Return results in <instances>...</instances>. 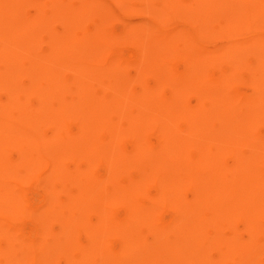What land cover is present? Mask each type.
<instances>
[{
    "label": "bare ground",
    "instance_id": "bare-ground-1",
    "mask_svg": "<svg viewBox=\"0 0 264 264\" xmlns=\"http://www.w3.org/2000/svg\"><path fill=\"white\" fill-rule=\"evenodd\" d=\"M114 1L0 0V264H264V0Z\"/></svg>",
    "mask_w": 264,
    "mask_h": 264
},
{
    "label": "rangeland",
    "instance_id": "rangeland-1",
    "mask_svg": "<svg viewBox=\"0 0 264 264\" xmlns=\"http://www.w3.org/2000/svg\"><path fill=\"white\" fill-rule=\"evenodd\" d=\"M99 2H102L103 4H104V6L108 9V11H109V13L110 14H112L114 17H115V20H114V22H113V25L114 26H116V28H122L124 25H126V24H129V23H131V24H136V23H138V24H140V23H142L143 21H147V20H149L148 19V15H147V13H145V12H143V11H141L140 10V7L138 6V5H136L135 3H138V2H134V4H132V3H130V4H132V5H130V7H131V9H133V8H135L134 6L136 5V7L139 9H134L133 11L131 10H128V11H126V8H124V6L123 5H121V4H118V3H116L114 0H98ZM134 5V6H133ZM147 15V16H146ZM150 17V16H149ZM174 21L175 20H170V21H168V23H167V25H172V24H174ZM178 21V20H177ZM121 22H123V23H121ZM127 22V23H126ZM93 24V22H90V21H88L87 23H86V26H91ZM124 24V25H123ZM137 24V25H138ZM120 26V27H119ZM261 30H264V29H261ZM223 39L222 38H218L217 40H214V43H216V44H219V43H223ZM42 46L44 47L45 46V44L44 43H42ZM71 74V71H66V73L64 74L65 76H69ZM242 74H243V76H245L246 74H245V72L244 71H242ZM150 79V78H149ZM149 82V81H148ZM150 82H152V81H150ZM69 84V86L70 87H72L73 86V84H71V83H68ZM233 87H235V88H237V89H242V88H244V83H242V81H236L235 83H233V85H232ZM133 87H135V88H137V87H140L139 85H138V83H134L133 84ZM219 87V86H218ZM0 94L1 95H3L4 94V91L3 90H0ZM65 96H67V94L65 95ZM260 126V128H264V124H262V125H259ZM45 130L47 131V132H49L50 130H51V127H49V126H46L45 127ZM231 161V159H230V157H227L226 158V162H230ZM260 169H262V170H264V163H262L261 165H260ZM43 185H37V189L38 190H43ZM151 188L153 189V188H155V186H154V184H152L151 185ZM122 209V207H116V208H114V213L115 212H118V211H120ZM168 212H171V210L170 209H166V210H164V213H168ZM29 223V224H28ZM32 223H33V221H30V220H25V221H23V225L24 226H26V227H30V226H32ZM240 226V225H239ZM25 227V228H26ZM28 229V228H27ZM240 230H241V226H240ZM233 234V232H232V229L229 227V226H223L222 227V229H221V235L224 237V238H228V237H230L231 235ZM230 262V260L229 259H227L226 261H225V263H229Z\"/></svg>",
    "mask_w": 264,
    "mask_h": 264
}]
</instances>
